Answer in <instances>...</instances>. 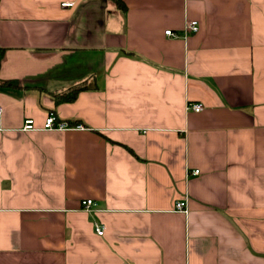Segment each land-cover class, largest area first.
Instances as JSON below:
<instances>
[{
	"label": "crops",
	"instance_id": "obj_1",
	"mask_svg": "<svg viewBox=\"0 0 264 264\" xmlns=\"http://www.w3.org/2000/svg\"><path fill=\"white\" fill-rule=\"evenodd\" d=\"M121 1L0 0V264H264V0Z\"/></svg>",
	"mask_w": 264,
	"mask_h": 264
},
{
	"label": "built area",
	"instance_id": "obj_2",
	"mask_svg": "<svg viewBox=\"0 0 264 264\" xmlns=\"http://www.w3.org/2000/svg\"><path fill=\"white\" fill-rule=\"evenodd\" d=\"M62 6H69L72 5V2H63L61 4ZM199 24L197 20L191 19L187 20L185 22V25L183 27V30L180 32L173 31L171 29H166L164 32L168 36L171 37H184L187 33H195L198 31ZM187 108L189 110L193 111H200L203 108L202 103H191L188 104ZM2 108L0 107V112ZM33 120L32 119H26L24 121V124L22 126L23 130H30L33 129ZM43 129L47 130H70V129H82L83 126L81 124H69L65 121H60L56 119V116L50 112L43 123L42 126ZM199 174V169L194 168V169H187L186 170V178L190 177L191 175H197ZM187 196L185 195L184 198L176 200L174 207L176 210L187 213L188 212V205H187ZM81 207L83 210L87 212H95L98 209L97 203L92 199V198H86L81 200ZM94 230L98 235H102L104 232V225L101 224L100 222L95 221L94 222Z\"/></svg>",
	"mask_w": 264,
	"mask_h": 264
},
{
	"label": "trees",
	"instance_id": "obj_3",
	"mask_svg": "<svg viewBox=\"0 0 264 264\" xmlns=\"http://www.w3.org/2000/svg\"><path fill=\"white\" fill-rule=\"evenodd\" d=\"M113 1H114V3H116L118 5V7H121L122 9H125V5L123 4V2L121 0H113ZM3 51H4V49L0 46V62H1L2 55H3ZM1 84H4V83L1 82L0 85ZM82 88H83L82 85L73 86L68 91L61 93L57 97V100L58 101H60V100L72 101L76 97L78 91H80Z\"/></svg>",
	"mask_w": 264,
	"mask_h": 264
}]
</instances>
